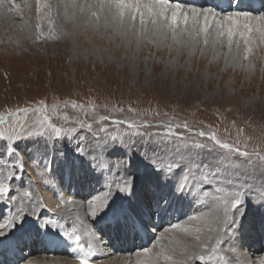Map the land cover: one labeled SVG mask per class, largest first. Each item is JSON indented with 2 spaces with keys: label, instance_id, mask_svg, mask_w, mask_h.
<instances>
[{
  "label": "rangeland",
  "instance_id": "1",
  "mask_svg": "<svg viewBox=\"0 0 264 264\" xmlns=\"http://www.w3.org/2000/svg\"><path fill=\"white\" fill-rule=\"evenodd\" d=\"M8 4L6 8L12 9L9 13L19 23L18 29L22 32V39H25L27 44L17 39L16 34L18 33L14 34L13 30L8 29L0 32V114H7L9 111L23 108H38L40 102H43L47 106L48 114L51 115L54 124L62 128L77 127L78 135L85 136V142L81 146L86 148L87 153L90 156L109 161L124 158L123 150L119 148L107 149L103 137L107 136L108 133H98V136H93L89 134L87 129H79L77 121L91 123L93 133H96L100 127L108 126L109 133H117L118 127L119 134L127 131V125L114 126L112 120L148 121L153 125L152 128L148 129L152 132L163 131V125L173 121L179 124L186 122L189 128H179L178 131L184 132L190 142H204V138L196 135L198 129L206 132L213 131L224 141H238L241 148L246 147L250 152L255 149L264 153L263 45L254 48L252 56L240 62L243 67L237 68L236 65L229 62L231 59L227 47L225 49L217 48L215 52H208L201 44L193 52L194 54L190 55L191 49L187 45L184 47L174 45L171 48L168 46L171 43L170 40L167 44L159 45L143 40L137 45L136 39L131 35L126 36L127 38L115 35L109 39L111 29L107 31L96 29L92 33L87 25L77 27L74 22L79 16L73 17L72 13L63 12L71 5H69L68 0L65 2L64 0H13L11 4ZM59 4H61V12L58 10ZM4 10L5 8L0 9V14ZM7 21L10 22L9 19L5 20V22ZM32 23L35 24L32 25ZM29 30H33V32L30 33ZM23 33L29 35L25 36L29 40L23 37ZM41 33H43V37L37 39ZM75 46L80 47V52L77 54H75L76 49H73ZM215 53L219 56H215ZM214 60L216 61L214 62ZM249 64H253L256 70L250 68ZM211 65H217V67L213 70ZM72 102L83 105V109L72 108ZM53 105L57 106L55 114L52 111ZM91 106H95V111L91 110ZM114 109H123V111H115ZM65 114L68 117L67 120L63 119ZM19 116L25 127V132L22 135H27V131H31L36 125L40 114L30 111L26 114L21 112ZM101 116H107L110 119L100 121ZM16 122L17 117L9 116L3 124H0V130L11 133ZM4 144L5 141L0 138V165H5L3 170L6 173L8 171L7 165H11L14 158L7 155ZM74 144L75 141L73 145H68L66 141L63 143L48 141L43 137H32L20 141L19 149L25 170L22 174L17 173V179L14 183L20 186L22 176L25 185L28 184L29 186V181H31L33 186L42 185L45 188L42 189L44 192L51 191L52 186H46L45 180L56 182L57 178L61 176V170L50 153L63 148L66 155H74L71 149ZM136 148L141 152H147L149 156L158 152L154 143L146 145L138 143ZM221 151L204 150L200 153V159L215 166L218 160L223 159ZM45 159L53 160L51 171L55 175L48 174L49 170L44 167L43 163ZM246 159L233 153L230 159L224 160V164L240 165V167L238 169L227 168L223 172L220 183L217 184L216 181H213V185L206 186V190H212V187L227 188L229 183L244 191L249 188L259 191L264 188V169L259 167L260 162L253 156L252 160L255 164L248 165L245 163ZM33 161L36 162V167L31 166ZM135 168L136 173L130 171L131 169L135 170ZM38 172L43 173V178ZM123 174L136 175L137 183L144 180L143 189H145V184L150 181L147 179L148 176L157 178V174L139 155L133 157L132 167L129 170L126 169ZM120 175L115 169L107 173L109 180L119 179ZM53 185L55 184L53 183ZM140 186L136 188L139 189ZM42 190L38 192L39 196L43 195ZM229 190L232 189L229 188ZM52 195L55 198L53 192ZM83 199L84 201L87 200L86 194H84ZM209 199L206 198L208 205L205 208L198 204L200 207L196 209L198 212H189L185 217L180 216L178 211L174 212V209L167 213H160L153 218L155 221L153 228H156L155 231L157 230L160 234L168 235L171 233L167 239L171 238L181 244L185 239L184 236L190 234L189 237H186L188 241L181 247H193L195 243H198L195 240L196 234L194 232L186 233L177 230L175 233L166 230L171 225L176 224V221H178L177 223L184 221L185 225L193 226V222L189 221L187 217L213 210V199L208 201ZM59 201L61 204V200ZM245 202L247 205L245 211L251 207L254 208L245 212L240 223L246 221V224L249 222L247 225L250 226L253 221H258L257 219L262 217L259 214L260 212L264 213V208L252 204L248 197H246ZM13 203L14 201L11 203L0 201L1 217L14 208ZM48 208L52 212L50 211V213L49 210L45 209L43 214L50 213L49 215L52 214L53 219L61 217L62 223L71 224L77 216L76 214L79 215L78 211L73 209L74 207L71 210V206L68 207V204ZM71 213L75 215L72 216ZM64 215L67 216L64 217ZM83 222L85 224L91 223ZM34 225H36L35 222ZM199 226L204 229L200 233L203 240L207 226L204 224ZM249 226L242 228L241 235L237 236L236 240H225L222 244V249L226 250L229 257L239 256L240 253L245 252L254 257L251 247H255L253 246L256 242L254 237L258 235L260 228L256 222L253 239L249 240L252 236ZM93 228L98 232L99 238L109 242L108 245L123 251L126 250L127 244L123 243V238L126 239V237L105 235L95 225ZM36 229L37 226H34L32 232ZM177 232L180 234L178 235ZM115 238L117 239L115 240ZM234 241L238 242V251L234 248ZM133 242L136 249L141 247L140 237L133 238ZM154 242L153 240L152 243ZM162 242L166 246L172 243ZM37 247L45 251L43 254L47 256L60 254L62 258H70L71 253L66 252L69 250L67 246H48V248L46 245H41ZM25 250V247H21L22 252ZM197 250L199 251V249ZM59 251L61 252L59 253ZM259 253L260 255L264 254V249L257 252V254ZM178 255L180 256V253ZM178 255L176 259L179 258ZM227 264L232 263L227 261Z\"/></svg>",
  "mask_w": 264,
  "mask_h": 264
},
{
  "label": "snow or ice",
  "instance_id": "2",
  "mask_svg": "<svg viewBox=\"0 0 264 264\" xmlns=\"http://www.w3.org/2000/svg\"><path fill=\"white\" fill-rule=\"evenodd\" d=\"M11 2V0H9ZM244 0H225L222 4L197 5L188 0H79L73 5L81 14L88 16V21L99 30L111 29L109 39L115 35H131L136 39L137 45L143 40L153 44H168L169 47L187 45L190 55L200 44L207 49L212 46L215 52L217 48L227 45L228 55L234 63L240 64L253 54L256 47L264 45V10L254 13L244 10ZM5 0H0V9L4 7ZM264 8V0H261ZM12 11L11 8L8 9ZM103 35V33H101ZM41 33L37 39L42 38ZM234 53V54H233ZM214 58H216L214 56ZM254 68L253 64H249ZM56 105H53L55 114ZM67 107V105H65ZM72 108H81L75 102ZM95 111V106H91ZM123 111V109H114ZM30 111L40 114L36 125L31 131L25 132L19 114ZM9 116L17 117L16 124L11 133L0 130V138L5 141L4 149L8 156L13 157V163L7 165L8 171L3 170L5 165H0V201L11 203L16 201L14 210L0 217V237H6L18 225L25 222L26 217H32L38 223V228L26 233L29 239L41 240L49 247L67 246L71 249L79 264H94V258L105 252V245L101 238L97 237L91 225H95L105 235L112 234L123 237H140L141 234L153 232V218L160 213H167L184 201L197 202L205 198H213L215 207L213 210L200 215L187 217L193 222V226H186L184 222L171 225L166 231L180 230L194 232L198 242L192 248L184 247L179 250L172 246H166L162 241L166 239L164 233L154 237V243L149 247H140L133 250L134 264H227L223 255L222 244L225 240L233 241L240 233V220L245 215L246 197L252 204L264 208V188L254 191L249 188L244 191L235 188L231 183L228 187H212L206 190V186L217 184L223 172L227 168H239L240 165H225L224 160L230 159L235 153L247 158L245 163L253 165L255 156L260 162L259 167L264 169V153L241 148L239 142H227L218 137L216 132L196 130V135L204 138V142L189 141L184 132L179 128L188 129L187 123L179 124L170 122L163 125V131H149L153 125L148 121H126L115 119L112 125H127V131L119 134L109 133L108 126H103L96 133L92 132V124L85 121H77L79 129H87L89 134L98 136V133H108L103 137L105 147L109 150L119 148L124 152V158L115 161L90 156L85 147L84 135H78L77 127L62 128L52 122L48 108L40 102L38 108H23L0 114V124H3ZM67 120L65 114L63 117ZM100 121L110 118L101 116ZM159 127V125H157ZM32 137H43L48 141L67 142L74 155H66L63 148L50 153L61 170V180L79 177L83 171L90 170L96 175L104 176L105 183L102 191H97L86 201L87 216L90 224H85L77 215L71 224L62 223L60 219L46 217L43 211L47 206L43 203V197L38 192L27 190L22 176L21 185L14 183L17 173H23L25 164L19 149V142ZM154 143L158 152L151 156L147 152H141L136 148L137 144ZM171 146V147H168ZM204 150H222L223 159L218 160L215 166L205 163L200 159V153ZM139 155L157 174L156 179L145 184V191L149 199L145 203L141 201L133 206L131 202L136 199L137 176L123 174L130 169L133 157ZM87 162V168L82 167V162ZM44 167L49 170V175H55L51 171L52 159L43 161ZM36 167V162L32 165ZM115 169L121 174L117 180H109L107 173ZM180 175L176 177V173ZM43 178V173L38 172ZM174 177H176L174 179ZM33 183L29 181V185ZM46 186H53V182L45 180ZM231 188L232 190H229ZM59 195L58 188H54ZM119 198L120 203H117ZM61 204H72L71 197L64 199L61 195ZM30 206H25V203ZM127 202V203H126ZM207 226L209 235L201 240L200 233L204 231L199 225ZM55 229V231H53ZM214 233L215 235H211ZM214 243L209 246V241ZM199 249V251L197 250ZM24 264H32L25 259ZM243 264V262H241Z\"/></svg>",
  "mask_w": 264,
  "mask_h": 264
},
{
  "label": "bare ground",
  "instance_id": "3",
  "mask_svg": "<svg viewBox=\"0 0 264 264\" xmlns=\"http://www.w3.org/2000/svg\"><path fill=\"white\" fill-rule=\"evenodd\" d=\"M13 0H11L12 2ZM35 1V0H34ZM43 1V0H42ZM67 1V0H66ZM69 1V5L70 7L66 8L63 12L65 11H68L70 12L69 14L72 13L73 17L76 16L79 18H77L75 20V24L76 26H81V25H87L89 30L94 33V30H96V28L94 27V25L92 23H90L88 21V16L87 15H84V14H81L77 11V9L73 6L75 3H76V0H68ZM225 0H188V2H191V3H195L197 5H208V4H223ZM11 2H9V0H5V4H4V7L2 9L5 8L4 12L0 14V32L2 31H6L8 29H10L11 31L13 30L14 31V34L17 32L18 34L14 35L16 36L17 39H20L22 40V43L25 42L27 44V41L25 39H22V32L19 31L18 29V24L15 17L12 16L11 13H9L8 11V3L11 4ZM65 2V0H64ZM79 2L82 4L84 2V0H79ZM89 2H92V0H89ZM46 3V2H45ZM52 3V2H51ZM60 3V2H59ZM63 3V2H62ZM49 4V3H48ZM33 5H34V2H33ZM41 5V4H40ZM43 5V4H42ZM67 5V4H66ZM44 6V5H43ZM51 6V5H50ZM65 6V5H64ZM244 8V10H248V11H253L254 13L258 12V11H261V10H264V8L261 7V10H259L260 8H257V9H252V7L244 4L242 6ZM42 9V8H41ZM57 9V8H56ZM49 10V9H48ZM58 10L61 12L62 11V8H61V4L58 5ZM41 12V11H40ZM48 12V11H47ZM59 12V13H60ZM52 14V13H51ZM61 15V14H60ZM68 15V14H67ZM47 16V15H46ZM55 16V15H54ZM3 17H5L3 19ZM32 17V16H31ZM40 17V16H39ZM48 17V16H47ZM51 17V15H50ZM67 17V16H65ZM33 18V17H32ZM54 18V17H53ZM6 19H9V21L5 22ZM31 19V18H30ZM45 19V17H44ZM51 19V18H50ZM49 19V20H50ZM70 19V18H69ZM75 19V18H74ZM54 20V19H53ZM32 22V21H31ZM50 22V21H49ZM60 22V21H59ZM73 22V21H72ZM52 23V22H51ZM35 24V23H34ZM32 23V25H34ZM49 24V23H48ZM45 25V24H44ZM71 25V24H70ZM69 25V26H70ZM22 27V26H21ZM46 27V26H45ZM27 28V27H26ZM52 28V27H51ZM64 28V27H62ZM53 29V28H52ZM58 29V28H57ZM71 29V28H69ZM80 29V28H79ZM83 29V28H82ZM87 29V27H86ZM101 30L103 29V27L100 28ZM30 31V30H29ZM76 31V29H75ZM80 31V30H79ZM33 32V30L30 31V33ZM82 32V31H81ZM23 37L25 36H29L28 34H24L23 33ZM26 39H28L27 37H25ZM74 38V37H72ZM127 38V37H126ZM77 39V38H76ZM130 39V38H129ZM29 40V39H28ZM68 43V42H67ZM25 44V45H26ZM126 46V45H125ZM137 46V45H136ZM144 46V45H143ZM165 46V45H164ZM174 46V45H173ZM199 46V45H198ZM197 46V48H198ZM201 46V44H200ZM68 47V46H67ZM74 47V46H73ZM146 47V46H145ZM227 46H223L221 47V49H225ZM261 47V46H260ZM264 47V45H263ZM128 48V46H127ZM133 48V47H132ZM172 48V47H171ZM175 48V47H174ZM73 49H76V53H79L80 52V47H76L73 48ZM72 49V50H73ZM143 49V48H142ZM212 46L209 45L207 50L208 52H213L212 50ZM71 50V51H72ZM178 50V49H177ZM256 50V49H255ZM175 51V50H174ZM179 51V50H178ZM181 51V50H180ZM262 51V50H261ZM51 52V51H50ZM74 52V51H73ZM140 52V51H139ZM188 52V51H187ZM189 53V52H188ZM139 54V53H138ZM194 54V53H193ZM234 54V53H233ZM177 55V54H176ZM181 55V54H180ZM215 56H219L217 55V53L214 54ZM139 56V55H138ZM177 57V56H176ZM174 57V58H176ZM2 58H5V57H2ZM7 59V58H5ZM231 59V57H230ZM139 60V59H138ZM216 60H214L215 62ZM230 63H232L233 65H236V67H240V65L238 63H234L232 61V59L229 61ZM214 64V63H212ZM211 67L213 68V70L217 67V65H211ZM236 68V69H237ZM254 69L256 70V68L254 67ZM248 73V72H247ZM237 76V75H236ZM251 76V75H250ZM255 103V102H254ZM93 153V152H92ZM121 153V152H120ZM110 157V156H109ZM82 167L84 169L87 168V162L86 161H83L82 162ZM129 170V169H128ZM130 171L136 173V168L135 170L134 169H131ZM33 172V171H32ZM30 173V172H29ZM110 173V172H109ZM138 173V172H137ZM60 175H61V171H60ZM112 175V174H111ZM152 176V173L150 174ZM180 175L179 172L176 173V177H178ZM113 176V175H112ZM116 176V175H115ZM27 177V176H26ZM55 177V176H53ZM174 177V179L176 178ZM58 182H53L55 185H53L51 187V191L55 194V198L53 197L52 195V192L49 190L48 192H44V190L42 189H45L42 187V185H37V186H33V184L29 185L27 184V190L29 191H34V192H40L41 190L43 191V195H40L41 197H43V203L47 206V210H49L48 207H57L60 204V196L62 195L64 197V199H67L69 197L73 198V203L72 204H68V207L71 206V210H72V207H74L73 209L77 210L78 213H79V216L81 217V219H83V221H89V219H87V207L86 204H85V201L83 199L84 197V194H86L87 196V199L91 196V195H94L96 194L97 191H102L103 190V185L105 183V179H104V176H100V175H96L95 173H92L90 170H87V171H83L82 174L79 176V177H74L73 179L69 180V179H64L63 181L61 180V176L57 178ZM118 179V178H117ZM116 178H114V180H117ZM148 180H152L154 178L148 176L147 177ZM156 179V177H155ZM112 180V179H110ZM36 182V181H35ZM149 182V181H148ZM59 183V185H57ZM145 183V181H141V182H138L136 187H138L139 185H141L139 187V189H137L136 191V199H134L131 204H134V205H138L141 201H144V202H147L148 199H149V195L148 193L145 191V189H143V184ZM26 184V183H25ZM35 185V184H34ZM44 186V185H43ZM54 188H58L59 190V195L57 194V191L54 190ZM211 199V198H210ZM210 199L208 201H210ZM213 199V198H212ZM76 200V201H74ZM3 202V201H2ZM117 203H120V200L119 198H117ZM127 203V202H126ZM198 204L202 205V208L204 206V208L206 207L207 204V200L206 198L205 199H201L200 201H197V202H192V201H184L182 202L181 204L178 205V209L179 210H176V208L174 207V212L178 211V214H180V216L182 217H185L188 215L189 212H196L197 208H200L198 206ZM12 206L15 208L17 205H16V201H14V203L12 204ZM25 206H30L29 203H25ZM252 206V205H251ZM250 206V207H251ZM256 206V205H255ZM209 207V206H207ZM215 207V204H213V209ZM14 208H12V210H14ZM254 207H251L250 209L248 210H253ZM210 209V208H208ZM260 209V208H259ZM248 210H246L245 212H247ZM255 210H256V207H255ZM263 210V209H262ZM51 210H49L50 212ZM69 211V210H68ZM52 212V211H51ZM50 212V213H51ZM60 212V211H58ZM198 212V211H197ZM49 213V214H50ZM6 214V212H5ZM44 213V215L46 217H49V218H52L51 215H49ZM1 215V214H0ZM71 215H75L74 213H71ZM78 215V214H76ZM264 213L260 212L259 216H262V217H259V219H257L258 221H253L252 224L247 225L246 224V221H243L241 224V228H240V232L242 230V228H246L245 226H249L250 228V232H251V237L249 238V240H252L253 239V231H254V228H255V223L257 222L259 228H260V232L258 233V235H255L254 239H256V242H254V245L255 247H251V250L253 249L252 251V254L254 255V257H252L251 255H247L248 252H245V253H240V255L238 256H232V257H229V255L227 254L226 250L224 249L223 250V255L224 257L226 258V261H230L232 264H241V262H243V264H264V254L260 255L257 254L258 251H262L264 248ZM63 216V215H62ZM67 216V215H64V217ZM255 216H256V212H255ZM1 217V216H0ZM3 217V216H2ZM69 217V216H68ZM61 218V217H60ZM59 218V219H60ZM53 219V218H52ZM248 221V220H247ZM34 222L36 225H34ZM153 222L155 223V221L153 220ZM178 221H176L175 223H177ZM184 222V221H182ZM68 224V223H67ZM34 226H37L38 228V223L34 220V218L32 217H26L25 219V222L21 225H18L16 229H14L11 233L8 234V236L6 237H0V264H13L14 263V260L16 261V264H24V260L25 259H28V260H31L32 264H79L78 260L75 258V255L73 254V252L71 251V249L68 247V251L66 250V252H69L71 253L70 254V258H62L60 256V254L58 256H55L54 254H51V256H47L46 254H43L45 253V251L39 249L35 244L38 243L35 241H33L32 239L31 240H28V236L26 235V233H29V232H32V229ZM158 226V224L156 225V227ZM188 226V225H186ZM91 227L93 228V225H91ZM155 233L153 232H150V234H141L140 236V239H141V247H149L151 246L153 240H154V237L159 235L160 233L155 229L156 228H153ZM207 229V228H206ZM94 230V228H93ZM161 230V229H160ZM53 231H55V229H53ZM177 231V230H176ZM179 231V230H178ZM94 232L96 233L97 237H99L98 235V232L96 230H94ZM175 232V231H174ZM182 232V231H180ZM176 233V232H175ZM187 233V232H186ZM167 234V233H166ZM177 234L179 235L180 233L177 232ZM185 234V233H183ZM182 234V235H183ZM171 235L168 234V235H165L166 239L164 240V242L166 243H169V242H172V241H175L173 239H167L169 236ZM190 234H186L185 239L184 238H180V239H184L183 240V243L184 244L186 241V237H189ZM206 235H209L208 233V229L206 230V233L203 235V240L205 238ZM211 235H215L214 233H212ZM241 233H238V236H240ZM243 235V234H242ZM247 235V234H246ZM260 235V236H259ZM104 237V236H103ZM179 237V236H178ZM106 238V237H105ZM133 238L135 237H126L123 238V243L126 245L127 244V248L125 251H123L122 249H119V248H115L114 246H110L108 245V241H103L104 242V245L107 247H105V252L107 254H102L100 256H98L97 258H94V264H128V261H129V264L130 263H134L135 261V256L133 255V250L136 249V245H134L133 243ZM117 238H115L116 240ZM237 239V238H236ZM235 239V240H236ZM245 239V238H244ZM243 239V240H244ZM103 240V239H102ZM202 240V239H201ZM202 240V241H203ZM178 241V240H177ZM238 241V240H237ZM41 243H43L41 240H40ZM45 243V242H44ZM163 243V242H162ZM209 245L211 246L213 243H214V240H211L208 242ZM26 244H28V248H27V252H20V248L23 246H25ZM180 242H172L170 243V245H172L173 247H175L177 249V255L180 253L179 250L182 249L181 245H182ZM193 244V243H192ZM196 244V243H195ZM168 246V245H167ZM190 246V245H189ZM193 246V245H192ZM234 248L238 251V242L234 241ZM64 247V246H62ZM184 248V247H183ZM192 248V247H190ZM31 249V250H30ZM244 249V248H243ZM61 250V249H60ZM33 252V254H32ZM61 251H59L60 253ZM64 252V251H62ZM117 252H119L120 254H118ZM20 253V255H19ZM237 253V252H236ZM250 253V252H249ZM38 254V255H37ZM62 254V253H61ZM230 254V253H229ZM238 254V253H237ZM177 255L175 258H177ZM236 255V254H235ZM64 256V255H63ZM179 256V255H178ZM257 256V257H256ZM256 257V258H255ZM260 257V258H259ZM252 258H255V259H252ZM259 258V259H258ZM121 260V262H120ZM161 264H164V262L162 261Z\"/></svg>",
  "mask_w": 264,
  "mask_h": 264
}]
</instances>
